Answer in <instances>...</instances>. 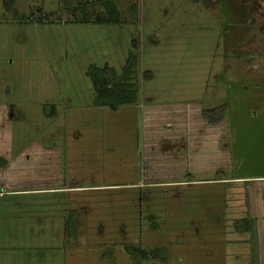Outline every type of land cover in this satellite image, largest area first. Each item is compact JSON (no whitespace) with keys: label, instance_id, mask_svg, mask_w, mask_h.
<instances>
[{"label":"rangeland","instance_id":"rangeland-1","mask_svg":"<svg viewBox=\"0 0 264 264\" xmlns=\"http://www.w3.org/2000/svg\"><path fill=\"white\" fill-rule=\"evenodd\" d=\"M99 1L0 0V264H264V0Z\"/></svg>","mask_w":264,"mask_h":264},{"label":"trees","instance_id":"trees-1","mask_svg":"<svg viewBox=\"0 0 264 264\" xmlns=\"http://www.w3.org/2000/svg\"><path fill=\"white\" fill-rule=\"evenodd\" d=\"M99 4L104 10L103 15L93 18L82 6L79 5L75 12H78L80 17H77L75 22L80 24L91 23L96 25H112L122 23L120 14L113 0H100ZM4 8L6 11L15 12V0H4ZM132 8L136 13L137 7L135 4ZM44 17H46V21L48 16L44 15ZM131 45L132 49H135L136 41H132ZM135 68L136 56L132 50L127 54V58L120 73H117L114 68L109 67L106 64L102 67L91 65L89 68V75L91 77V84L95 96V104L98 106L111 107L113 109L122 105L134 104L138 99L136 85L133 80ZM212 112H217V108L203 111V114L209 116ZM216 120H218V117L213 120L211 118V121ZM137 254L143 255L140 250ZM154 257L157 256L154 255Z\"/></svg>","mask_w":264,"mask_h":264},{"label":"crops","instance_id":"crops-1","mask_svg":"<svg viewBox=\"0 0 264 264\" xmlns=\"http://www.w3.org/2000/svg\"><path fill=\"white\" fill-rule=\"evenodd\" d=\"M78 187H73V186H68V185H63V186H58V187H52V188H47V189H44V188H42V187H40V188H33L32 190H28L29 192H34V193H43V192H50V193H52V192H54V193H56V192H66V191H69V190H71V191H73L74 189H77ZM23 191H25V190H22V191H17V190H15V191H12L11 193H20V192H23ZM2 193L4 194V192L3 191H1L0 190V197H1V195H2ZM45 226H46V228H47V222H45ZM60 242V245H61V240L59 241ZM35 246L38 248V249H43V248H46V249H51V250H53L54 249V245L53 244H47V240H45V239H41L39 242H36V244H35ZM64 247H65V245H64ZM61 248H63V246H61ZM58 252H59V250H57ZM57 251H55V254H58L57 253ZM52 254V253H51ZM55 256V255H54ZM54 256L53 255H51L50 256V258L52 257V259L54 258ZM58 256V255H57ZM51 259V260H52ZM57 259H58V257H57ZM63 260V257H61V261ZM47 261H50V260H48V259H44V264H51V262L52 261H50V262H47ZM63 262V261H62ZM40 264H43L42 262H39Z\"/></svg>","mask_w":264,"mask_h":264},{"label":"flooded vegetation","instance_id":"flooded-vegetation-1","mask_svg":"<svg viewBox=\"0 0 264 264\" xmlns=\"http://www.w3.org/2000/svg\"><path fill=\"white\" fill-rule=\"evenodd\" d=\"M240 46H241V48H244L245 47V45L243 44V43H241V44H239ZM244 52V51H243ZM242 52V53H243ZM239 57H241V56H239ZM245 57V54H243V56H242V58H244Z\"/></svg>","mask_w":264,"mask_h":264}]
</instances>
